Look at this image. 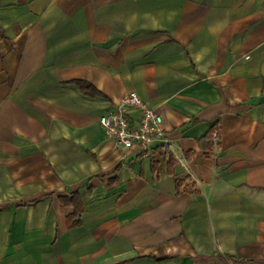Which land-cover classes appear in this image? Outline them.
I'll list each match as a JSON object with an SVG mask.
<instances>
[{
	"label": "crops",
	"instance_id": "1",
	"mask_svg": "<svg viewBox=\"0 0 264 264\" xmlns=\"http://www.w3.org/2000/svg\"><path fill=\"white\" fill-rule=\"evenodd\" d=\"M0 264H264V0H0Z\"/></svg>",
	"mask_w": 264,
	"mask_h": 264
},
{
	"label": "built area",
	"instance_id": "2",
	"mask_svg": "<svg viewBox=\"0 0 264 264\" xmlns=\"http://www.w3.org/2000/svg\"><path fill=\"white\" fill-rule=\"evenodd\" d=\"M122 112L100 115L98 120L104 135L117 148L138 146L146 151L155 140H166L162 116L150 108L134 90H129L120 101ZM135 112V117L131 113Z\"/></svg>",
	"mask_w": 264,
	"mask_h": 264
},
{
	"label": "trees",
	"instance_id": "3",
	"mask_svg": "<svg viewBox=\"0 0 264 264\" xmlns=\"http://www.w3.org/2000/svg\"><path fill=\"white\" fill-rule=\"evenodd\" d=\"M71 202L73 203L75 207L74 214H78L81 211V205H80L79 200L75 196L74 198H72Z\"/></svg>",
	"mask_w": 264,
	"mask_h": 264
}]
</instances>
